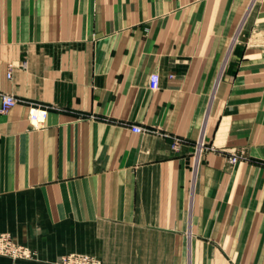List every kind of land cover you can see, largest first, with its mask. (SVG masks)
Masks as SVG:
<instances>
[{"label":"crops","instance_id":"0c3cea01","mask_svg":"<svg viewBox=\"0 0 264 264\" xmlns=\"http://www.w3.org/2000/svg\"><path fill=\"white\" fill-rule=\"evenodd\" d=\"M0 93V231L44 261L264 264V0H0Z\"/></svg>","mask_w":264,"mask_h":264},{"label":"rangeland","instance_id":"374dc122","mask_svg":"<svg viewBox=\"0 0 264 264\" xmlns=\"http://www.w3.org/2000/svg\"><path fill=\"white\" fill-rule=\"evenodd\" d=\"M0 264H104V263L101 258L95 255L88 253H81V252H66L57 256L53 260L44 261L36 246H33L27 241L20 239L16 235L12 234V232L10 231L2 230L0 231Z\"/></svg>","mask_w":264,"mask_h":264},{"label":"built area","instance_id":"2783aa9c","mask_svg":"<svg viewBox=\"0 0 264 264\" xmlns=\"http://www.w3.org/2000/svg\"><path fill=\"white\" fill-rule=\"evenodd\" d=\"M10 72L7 73V77H10ZM151 87L156 88L158 84V76L153 74L150 78ZM1 99V110L5 111L8 108L12 107L18 102V99L9 95V94H0ZM48 115V108L45 105L29 102L28 103V120L32 127L40 128L44 125L46 118ZM131 131L134 133H140L143 131V128L138 125L131 126ZM206 147V143L204 140H200L197 143V150H202ZM236 157L232 156L229 158V161L234 163L236 161Z\"/></svg>","mask_w":264,"mask_h":264}]
</instances>
